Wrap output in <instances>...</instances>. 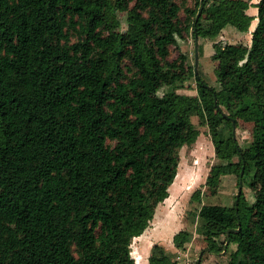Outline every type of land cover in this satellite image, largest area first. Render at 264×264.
Returning a JSON list of instances; mask_svg holds the SVG:
<instances>
[{"label": "trees", "instance_id": "obj_1", "mask_svg": "<svg viewBox=\"0 0 264 264\" xmlns=\"http://www.w3.org/2000/svg\"><path fill=\"white\" fill-rule=\"evenodd\" d=\"M208 3L180 19L177 0H0V264H134L131 240L168 196L196 113L190 96L149 88L186 79L187 57L169 52L190 28L214 38L227 24L249 31L255 17L249 45L213 44L209 126L226 164L206 183L242 180L246 165L259 191L196 214L216 254L226 238L236 244L224 264H264V0ZM115 6L127 10L118 35L105 13ZM231 119L253 123L244 148ZM148 264L174 261L154 243Z\"/></svg>", "mask_w": 264, "mask_h": 264}, {"label": "rangeland", "instance_id": "obj_2", "mask_svg": "<svg viewBox=\"0 0 264 264\" xmlns=\"http://www.w3.org/2000/svg\"><path fill=\"white\" fill-rule=\"evenodd\" d=\"M196 0H177L181 5L180 19H183L184 8L193 6ZM225 0H209V3ZM253 3L258 0H251ZM131 4L127 5L129 8ZM256 7L250 6L247 13L256 15ZM127 10H120L117 6L107 10L106 16L113 34L126 30ZM205 14H207L205 12ZM256 24V17L252 20L249 31L242 32L230 24L225 25L214 37L197 36L198 65L194 68V34L190 28L183 36L177 38V43L170 46L169 59H180V55H185L188 66L186 79L180 84H161L151 86L150 94H161L165 91L174 90L191 97L192 105L196 111L190 117L191 127L194 130L192 141L183 144L179 151V162L173 182L168 187V196L159 202L154 210L153 217L146 229L133 237L130 243V253L134 258V264H148L150 247L156 243L170 256L174 264H182L185 256L201 260L202 264H224L228 261L229 253L235 248V243L230 242L228 247L216 254L209 248V243L204 239V235L199 230L201 221L197 216V210L202 204H220L232 206L238 188L239 177L233 173L220 175L217 184H207L206 177L218 172L221 165L226 164V160L219 159L214 155L213 143L211 141L213 130L210 128V119L213 116L210 100V88L218 87L215 68L217 60L212 57L214 43L243 44L249 45L250 31ZM200 51V52H199ZM127 62V61H126ZM198 77L201 78L200 83ZM201 85V86H200ZM252 122H245L238 119L235 122L234 138L238 145L244 148L252 139ZM232 132V131H231ZM237 161V157H233ZM243 179L241 180V190L250 204L254 201L255 194L259 188L248 185L251 174L247 166L243 165ZM174 183V184H173ZM198 191V198L193 197ZM182 229L191 233L189 241L182 242L178 234ZM223 238V236H220ZM149 241L145 248L144 242Z\"/></svg>", "mask_w": 264, "mask_h": 264}, {"label": "water", "instance_id": "obj_3", "mask_svg": "<svg viewBox=\"0 0 264 264\" xmlns=\"http://www.w3.org/2000/svg\"><path fill=\"white\" fill-rule=\"evenodd\" d=\"M199 14V13H198ZM198 42H197V36L194 35V68H195V72H196V69H197V65H198ZM215 97V96H214ZM215 100V99H214ZM231 122H232V135H233V138H234V132H235V119H231ZM243 173V165H242V168L240 170V175H242ZM240 192H241V179H239L238 181V188H237V192H236V196H235V201H234V204H235V207L237 205V202H238V198H239V195H240ZM238 230V228L236 229ZM229 233V230H226V234ZM228 244V238L225 239V242H224V248L226 247V245ZM199 257L197 258L198 262H199ZM198 264V263H197Z\"/></svg>", "mask_w": 264, "mask_h": 264}, {"label": "built area", "instance_id": "obj_4", "mask_svg": "<svg viewBox=\"0 0 264 264\" xmlns=\"http://www.w3.org/2000/svg\"><path fill=\"white\" fill-rule=\"evenodd\" d=\"M182 264H195V259H192L191 257L185 256L183 258Z\"/></svg>", "mask_w": 264, "mask_h": 264}, {"label": "bare ground", "instance_id": "obj_5", "mask_svg": "<svg viewBox=\"0 0 264 264\" xmlns=\"http://www.w3.org/2000/svg\"><path fill=\"white\" fill-rule=\"evenodd\" d=\"M174 184V183H173ZM136 238L139 237V236H135ZM149 241L147 240L146 242H144V254H145V248L148 247L149 245Z\"/></svg>", "mask_w": 264, "mask_h": 264}]
</instances>
